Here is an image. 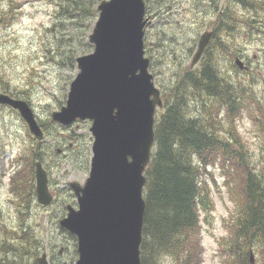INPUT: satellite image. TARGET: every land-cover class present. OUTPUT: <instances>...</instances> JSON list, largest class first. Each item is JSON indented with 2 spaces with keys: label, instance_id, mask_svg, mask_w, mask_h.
I'll list each match as a JSON object with an SVG mask.
<instances>
[{
  "label": "rangeland",
  "instance_id": "rangeland-1",
  "mask_svg": "<svg viewBox=\"0 0 264 264\" xmlns=\"http://www.w3.org/2000/svg\"><path fill=\"white\" fill-rule=\"evenodd\" d=\"M11 1L0 0V11H4V7H8ZM18 1L20 6L14 8L17 18L11 23L9 20L5 21L0 26V74L4 75L16 92L24 91L21 99L24 98L30 104L39 125L40 122H44L48 129L44 139L48 154L43 164L48 173L50 191L57 203L50 207H42L35 202L33 206L25 209L20 218L17 217L15 205L11 201V198L16 197V192L11 189L10 176L16 168H20L22 173L25 170L22 184H27V179L31 175L30 168L24 169L23 162L16 158L21 157L23 151L28 148L30 138H35L18 111L0 106V227L2 225L17 227L20 223L31 226L45 245L38 257L47 253L48 262L52 264L56 263L53 261V254L58 255L60 252L57 262L62 264L70 259L74 241L62 232L55 213L58 203L63 200L68 199L67 204H76L72 191L66 188L71 182L83 185L88 178L94 140L90 132L91 121H77L69 127H63L52 122L51 117L54 111H59L66 105L71 83L79 73L77 63L71 65L67 60L69 51L65 56L60 55L68 49L65 46L68 43L73 44L75 51L80 43L67 38L61 44L56 37L76 36V32L79 31L70 23L63 27L60 25V14L57 12L60 8L56 3L52 4V0ZM165 1L170 7H161L163 15L152 16V24L146 28L145 35L154 56L151 64L154 63L155 74L151 72L156 86L162 92L167 88L174 89L175 82L179 81L175 73L180 69L182 62L184 65L181 73L189 70L192 52L196 51L200 35L206 27H217L218 16L220 19L225 14L227 4V0H211L220 5L219 11L215 13L210 8V3L204 5L201 0ZM155 2L156 0H149L147 4L145 1L146 6L153 7V10H150L152 13L148 14L150 16L160 9ZM61 4L66 5V2ZM234 7L236 9L231 8L241 12L238 5ZM249 15H252L253 19L259 18L260 23L257 25H262L264 29V11L260 12L259 16L254 12ZM218 27V31L224 30L221 22ZM230 38L231 40L223 43L224 45L213 46L203 58L201 65L208 64L210 58L214 67L221 70L222 78L228 83H235L241 101L246 104L242 105L241 110H236L237 122H231L230 119L225 125L232 128L235 124V128L239 130L250 149L256 172L264 173V124L260 127L264 108V32L259 33L243 26L237 38L233 36ZM59 45L60 52L57 50ZM225 48H238L246 62L252 65V71L235 74L228 63V52L224 50ZM233 77L234 81L231 79ZM253 82L258 83L254 89ZM250 97H254L258 104L247 103ZM211 102L214 100L208 101ZM187 103L188 113L195 114L196 109V114L199 113L197 115L206 117L204 111L200 112L202 104L199 105L198 100H194L195 107L189 99ZM212 105L216 103L209 106ZM224 108L227 106L223 107L220 118L226 111ZM208 110L214 113L217 107L215 109L210 107ZM26 161L25 159L24 164ZM207 174L211 203L206 209L199 208L202 260L203 264H227L229 259L227 251L231 241L230 225L236 203L231 199L232 187L227 182L220 163L216 162L209 166ZM33 182L36 192L35 176ZM252 264H255L254 255Z\"/></svg>",
  "mask_w": 264,
  "mask_h": 264
},
{
  "label": "trees",
  "instance_id": "trees-1",
  "mask_svg": "<svg viewBox=\"0 0 264 264\" xmlns=\"http://www.w3.org/2000/svg\"><path fill=\"white\" fill-rule=\"evenodd\" d=\"M101 1L52 0L51 2L56 3L60 8L57 10L60 14V25L63 27L70 23L79 31L76 32V36L56 37L61 44L67 38L80 43L76 51L73 44L68 43L65 45L68 49L62 54L59 53L60 56H65L69 51L66 57L71 65H74L78 56L92 50L87 39L98 18L97 7ZM145 1L149 3V0ZM62 2H66V5H62ZM200 2L204 5L210 3L209 6L215 13L220 9L217 2L211 0ZM154 4L160 9L151 17L163 15L164 11L161 7H170L165 0H156ZM234 5H238L241 12L234 10L236 9ZM19 6L18 0H12L8 7H4V11H0V26L5 21L9 20L11 23L17 18L14 8ZM150 10H153V7L147 6L148 14L152 13ZM262 11H264V0H227L225 14L220 19L218 17L215 36L206 54L213 46L227 43L231 40L230 37L237 38L243 26L259 33L264 32L262 25H257L260 23L259 18L253 19L252 15H249L254 12L259 16ZM220 22L224 30L218 31ZM147 43L148 39L145 40L146 55H150L149 58L153 60L152 48L149 43L147 47ZM57 50L60 52V45ZM224 50L228 52L227 59L230 61L239 52L238 48ZM63 61L66 62L64 59ZM183 65L182 62L178 74L179 81L176 86L174 85V89L167 88L162 92L164 106L157 114L155 147L145 173L146 213L141 262L142 264H203L199 208L206 209L211 203L207 172L209 166L218 162L232 187L231 199L236 203L230 225L231 241L227 251L229 255L227 264H252L251 252L255 256V264H264V173L256 172L250 149L239 130L235 128V124L232 128L225 125L230 119L231 122H237L236 110H241L246 102H242L238 95L233 100L236 95L233 85L222 78V72L214 67L210 58L203 71L188 70L181 73ZM151 71L155 74L153 62ZM0 83V91L3 93L15 98H21L20 96L24 94V91L16 92L2 74H0ZM187 99L198 100L206 117L197 115L196 109L195 114L188 113ZM209 100H214L213 103L216 105L209 106L213 104L208 103ZM247 103L258 104L254 97H250ZM224 106L227 108H224L226 111L220 118ZM210 107L212 109L217 107L216 112H210L208 110ZM261 117L263 121H260V127H263L264 108ZM40 125L44 132H47L45 123L40 122ZM29 142L30 145L23 151L21 157L16 158L19 162H23L24 169L30 168L31 175L27 179V184H22L25 170L22 173L20 168H16L10 176L11 189L16 192V197L11 198V201L15 205L18 218L24 214L25 209L36 202L33 182L35 163L46 161L48 154L44 140L38 142L30 138ZM25 159L27 161L24 164ZM66 189L71 191L68 187ZM67 202L68 199L58 203L55 213L58 217L57 224L66 213ZM62 232L74 241L70 259L62 264H75L78 258L76 237L64 230ZM0 237V264H37L38 255L45 247L32 227L23 223L17 227L2 225ZM59 255L60 252L58 255L53 254L52 258L56 263L52 262V264H58Z\"/></svg>",
  "mask_w": 264,
  "mask_h": 264
},
{
  "label": "water",
  "instance_id": "water-1",
  "mask_svg": "<svg viewBox=\"0 0 264 264\" xmlns=\"http://www.w3.org/2000/svg\"><path fill=\"white\" fill-rule=\"evenodd\" d=\"M98 12L89 35L94 50L77 58L79 73L66 105L51 115L64 127L92 121L94 139L88 178L83 185L68 183L78 208L68 205L59 224L77 237L76 264H142L145 172L155 144L156 111L163 107L145 55V30L152 22L144 0H102ZM211 35L200 38L193 66ZM0 105L18 111L30 133L44 138L25 100L0 93ZM35 179L38 203L50 205L54 196L42 162L36 163ZM38 264H49L47 254Z\"/></svg>",
  "mask_w": 264,
  "mask_h": 264
},
{
  "label": "flooded vegetation",
  "instance_id": "flooded-vegetation-1",
  "mask_svg": "<svg viewBox=\"0 0 264 264\" xmlns=\"http://www.w3.org/2000/svg\"><path fill=\"white\" fill-rule=\"evenodd\" d=\"M208 29V28H207ZM216 28H214L213 26H212V28L211 29H209V31L210 32H212V35H211V40H210V43H209V45H208V48L210 47V44H211V41H212V39H213V37L215 36V32H216V30H215ZM207 48V49H208ZM207 51V50H206ZM206 51H205V53H206ZM205 53H204V55H205ZM204 55H203V57H204ZM203 59V58H202ZM240 60H241V63H240ZM230 65L232 66V69H233V72L235 73V74H239L240 75V73H248L249 71L251 72L252 71V65L251 64H249V63H247L246 62V60H245V57H244V55L243 54H240V55H238V56H236L235 58H234V60L232 61V62H230ZM205 69V66H202L201 65V62H199L197 65H195L194 67H191L190 66V72H193V71H203ZM179 72H180V69H178V71L175 73L177 76H178V74H179ZM235 76V75H234ZM233 81H234V77L233 78H231ZM175 81V80H174ZM176 83L177 82H175V86H176ZM230 84L231 85H233V88L235 89V93H236V95H235V97L233 98V100H235V98H237V95H238V91H237V88H236V86H235V83L234 82H230ZM258 85V83H255V82H253V85H252V88L254 89V87H256ZM239 96V95H238ZM190 102L194 105V100H191L190 99ZM235 103L236 102H234L233 104L235 105ZM195 107V106H194Z\"/></svg>",
  "mask_w": 264,
  "mask_h": 264
},
{
  "label": "bare ground",
  "instance_id": "bare-ground-1",
  "mask_svg": "<svg viewBox=\"0 0 264 264\" xmlns=\"http://www.w3.org/2000/svg\"><path fill=\"white\" fill-rule=\"evenodd\" d=\"M219 17V16H218ZM219 28V27H218ZM218 30V29H217ZM230 89V88H229ZM228 89V90H229ZM231 92V91H230ZM232 94V93H231ZM214 97V96H213ZM215 98V97H214ZM228 99V98H227ZM232 101V100H231ZM192 104V103H191ZM193 105V104H192ZM195 106V105H194ZM202 111V110H201ZM204 111V110H203ZM203 111L201 112V113H203ZM197 114H199V113H197Z\"/></svg>",
  "mask_w": 264,
  "mask_h": 264
}]
</instances>
